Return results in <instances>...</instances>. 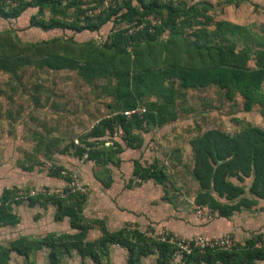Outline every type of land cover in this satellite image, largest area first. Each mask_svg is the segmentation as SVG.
Returning a JSON list of instances; mask_svg holds the SVG:
<instances>
[{
    "label": "rangeland",
    "instance_id": "374dc122",
    "mask_svg": "<svg viewBox=\"0 0 264 264\" xmlns=\"http://www.w3.org/2000/svg\"><path fill=\"white\" fill-rule=\"evenodd\" d=\"M25 1L32 4L37 2ZM128 1L61 0L57 9L45 7L41 12L36 6L29 7L18 18H0V32L10 30L16 39L24 43L69 38L77 44H103L120 29H128L129 34L134 29H140L133 28L134 23L127 24L119 20V16L126 12ZM159 1L165 5H173L181 10L183 15L190 17V20L185 19L182 24H179L182 18L177 20L180 33L187 39H191L190 34L195 29L205 27L213 30L217 21L254 28L264 24V0ZM0 5L7 9L15 5V0H0ZM131 5L139 7L135 0L131 1ZM112 10H117V16L111 15L109 20L94 32L43 30L30 25L32 17L36 20L55 17L69 23L78 16L81 20L85 16H100L104 19ZM162 15L155 18L151 16V24L159 25V20L165 17L166 13ZM204 15L210 16L211 21L206 23ZM168 34L169 31L166 30L160 37L166 39ZM249 66L253 67V61L249 62ZM115 85L116 80L111 77L94 80L88 85L76 72L67 70L51 71L34 66H24L16 70L0 69V192L5 187L15 186L18 189L17 195L26 198L37 194L59 195L65 190L81 189L87 195L84 218L87 221H103L108 231L114 232L118 229L108 228V224L111 226V217L98 209L102 196L108 192L101 182H108L112 177L118 182L120 194L146 191L151 197V205L155 211L160 210L162 203L169 207L165 222L146 226L143 224L142 215L139 214V223L131 226L147 232L151 237L170 233L162 228L165 223H183L195 230L190 238L203 236L207 239L211 238L202 234L200 227L207 230L221 223L231 225L232 230L222 236L229 235L235 246H243L246 240L258 233L264 234V200L258 201L256 206L248 210L226 218H217L216 212L212 213L206 207L193 204L200 188L192 173L194 153L190 146L191 140L210 130H219L233 136L248 125L264 129L260 106L255 104L250 111H245L244 100L239 94H236L233 100H228L225 90L218 87L181 89L176 82L173 87L176 89L178 118L160 128L145 126L143 130H132L129 137L131 147H128L127 140L122 138L124 132L115 126L111 134L100 139L105 140L106 147L117 143L120 149L114 148V163L109 162L105 167H101L87 159L86 155L78 157L75 154V146L79 145L80 140L87 137L98 123L121 113L116 102ZM261 93L264 94V81ZM152 100L154 99L149 101ZM147 101L143 98L138 106L143 107ZM136 158H140L143 166L155 164L161 168L166 177L163 184H157L153 180L135 179L131 183V189L123 188L130 178L132 160ZM117 160L119 164L116 168ZM232 181L248 187L251 180L247 179L243 183H238L236 179ZM66 208L67 213L74 211L71 202L67 203ZM55 212L56 207L50 204L43 207L41 204L29 206L23 203L13 208L12 214L16 218V224L0 225V245H6L21 236L33 240H47L49 234H75L77 231L70 227L69 217L56 220ZM101 235L99 226L94 225L83 244H93ZM50 251V247L44 246L29 256L12 252L7 264H50ZM127 255L125 248L113 244L109 248V260L106 264H126ZM155 256L157 257V254ZM143 260L141 259L140 264L151 263V260ZM179 260L170 259L166 264H180ZM82 263L94 264L88 257L82 259L76 249L64 254L61 260V264ZM256 264H264V260L256 261Z\"/></svg>",
    "mask_w": 264,
    "mask_h": 264
},
{
    "label": "trees",
    "instance_id": "16d2710c",
    "mask_svg": "<svg viewBox=\"0 0 264 264\" xmlns=\"http://www.w3.org/2000/svg\"><path fill=\"white\" fill-rule=\"evenodd\" d=\"M103 0H100L102 2ZM126 3V12L119 16L120 22L134 23L137 31L128 33L120 29L103 44L87 42L77 44L71 39H51L36 43H24L15 38L10 30L0 32V69L16 70L24 66L45 68L51 71H74L86 84L94 80L111 77L116 80L115 96L119 111L123 112L138 106L143 98L145 112L142 116L130 119L121 113L94 126L91 133L75 146V154L105 167L114 163L120 145L106 147L100 138L111 134L117 126L125 135L127 146L131 147L132 130L160 128L178 118L176 109V89H197L215 86L225 90V97L233 100L236 94L243 98V109L250 111L252 106H260V116L264 123V94L261 86L264 81V24L257 27H243L227 21H217L213 30L205 27L195 29L190 38L184 37L179 24L190 17L182 11L165 5L159 0H135L139 7ZM61 0H37L32 4L25 0H15L14 6L7 9L0 5V18H18L29 7L57 9ZM205 12V10H203ZM166 13L159 25L151 24V16ZM112 10L104 19L78 16L69 23L52 17L48 20L30 19V25L43 30L70 29L75 32L98 31L109 20ZM163 16V15H162ZM205 22L211 21L210 16ZM182 18L179 22L178 19ZM179 23V24H178ZM168 30L166 39L160 34ZM130 47V49H129ZM253 61V67L249 62ZM154 99L152 101H149ZM142 107V106H141ZM114 146V147H113ZM194 153L193 177L200 191L194 198L198 207H206L217 217L226 218L244 209L256 206L264 199V129L246 126L236 135L230 136L219 130L207 131L190 141ZM57 174V173H54ZM165 174L155 164L143 166L139 160L133 162V180H154L163 184ZM250 179L248 187L235 184ZM18 189L12 187L0 194V225H15L13 208L23 203L29 206L47 204L56 207L55 219L69 217L70 227L75 234H49L47 240H33L26 236L0 245V264H7L10 254L29 256L44 246L51 248L50 264H61L64 254L76 249L82 259L88 257L94 264L108 262L109 248L119 245L127 250V264H140L141 259L157 254V264H166L173 258L174 246L151 237L147 232L127 225L111 232L103 221H87L83 216L87 195L78 190H65L59 195L20 197ZM72 203L73 212L67 213L66 205ZM99 226L101 238L93 244H83L89 230ZM172 235L171 233H169ZM264 234L258 233L246 240L243 246L228 250L206 249L186 255L185 264H256L264 260ZM83 264V263H82Z\"/></svg>",
    "mask_w": 264,
    "mask_h": 264
},
{
    "label": "crops",
    "instance_id": "0c3cea01",
    "mask_svg": "<svg viewBox=\"0 0 264 264\" xmlns=\"http://www.w3.org/2000/svg\"><path fill=\"white\" fill-rule=\"evenodd\" d=\"M119 160H117V162L115 163L116 168L119 164ZM134 160L140 161V158H136L132 160V171L130 174V178L128 182L125 184V186L123 185V188L127 190L131 189L132 187L131 183L134 181L133 180L131 183H129L130 179L132 178ZM120 162L122 161L120 160ZM101 184L104 189L108 190V192L102 196L101 202L104 204L101 203V205L98 206L99 207L98 209L100 212H103L107 216L111 217V220H110L111 226H109L108 224V228H110L111 230L112 229L119 230L120 228L124 226H127V225L132 226V225H135L136 223H139L138 221L139 214L142 215L143 221H144L143 224L146 226L147 225L151 226L152 224L158 225V223L165 222V217L169 213V210H168L169 207H167L166 203H162L160 210L155 211L154 207L151 205V197L146 191H143V192L133 191V192L120 194L121 192L117 188L118 182L116 181V179H113L112 177H110L108 182H101ZM10 188L9 187L3 188L0 194L5 189H10ZM161 200H163V198ZM193 204H194V201H193ZM15 207H18V206H15ZM244 210H248V209H244ZM217 218H220V217H217ZM162 228H164L166 231L170 232L171 234H174L184 239L192 237V235L195 232L194 228L187 227L183 223L182 224L169 223L168 225L165 223ZM200 229H202L201 230L202 234H205L206 236L210 238H218V237H221L223 234H225L227 231L232 230V227L231 225L229 226V225H224V223H221L220 225L210 227L207 230L203 229V227H200ZM154 255L155 254H151L147 257L142 258L144 259L143 262L145 260H151L150 264H157V257L156 256L154 257ZM126 264H127V258H126Z\"/></svg>",
    "mask_w": 264,
    "mask_h": 264
},
{
    "label": "built area",
    "instance_id": "2783aa9c",
    "mask_svg": "<svg viewBox=\"0 0 264 264\" xmlns=\"http://www.w3.org/2000/svg\"><path fill=\"white\" fill-rule=\"evenodd\" d=\"M144 112L145 109L143 107L137 106L135 108L125 110L121 112V114L127 119H130L133 116H142ZM77 190L84 193L83 191H81V189L77 188ZM158 239L161 242H167L174 246L175 251L172 259H180V264L184 262L183 258H185L186 255L191 254L193 251L203 252L206 249L228 250L235 246V242L229 235H224L222 237L211 239H207L203 236H195L189 239H181L174 236L173 234L170 235L169 233H163L158 236Z\"/></svg>",
    "mask_w": 264,
    "mask_h": 264
}]
</instances>
